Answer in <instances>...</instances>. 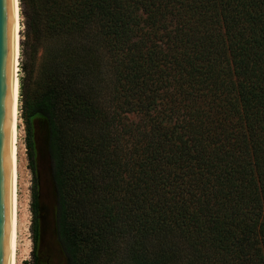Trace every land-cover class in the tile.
I'll return each mask as SVG.
<instances>
[{"label": "trees", "instance_id": "obj_1", "mask_svg": "<svg viewBox=\"0 0 264 264\" xmlns=\"http://www.w3.org/2000/svg\"><path fill=\"white\" fill-rule=\"evenodd\" d=\"M20 8L44 51L21 80L36 234L38 132L67 264H264V0Z\"/></svg>", "mask_w": 264, "mask_h": 264}, {"label": "rangeland", "instance_id": "obj_2", "mask_svg": "<svg viewBox=\"0 0 264 264\" xmlns=\"http://www.w3.org/2000/svg\"><path fill=\"white\" fill-rule=\"evenodd\" d=\"M25 17L21 13V56H20V233H19V264H32L35 256H38L39 261L46 263L49 260L50 264H67L64 254L59 245L55 229V198L51 183L50 176V162L45 151L44 140L41 135L36 132L35 140L37 147V163H35L39 175V193L41 203L40 224L38 233L34 231V225L32 224L34 217L32 212L33 189H35L36 177L34 171L30 168V159L28 156V150L26 145V124L24 120L23 109V96L21 95V80L26 82V89L34 91L40 82L43 81V47H39L36 51V46H31L32 40H26V27L24 24ZM27 41V42H26ZM23 42H26L23 45ZM21 44V42H20ZM102 59L107 62L106 55L102 51ZM104 76L103 81L101 79V86L105 92L106 83L109 81V74H106L107 68H103ZM106 74V75H105ZM101 75V77H102ZM111 76V75H110ZM111 80L107 86H110ZM98 85V84H97ZM109 90V89H108ZM106 90V94H109ZM127 119L130 121H137L141 118V115L134 113L126 114ZM23 227V228H22ZM34 237L37 239V243H34ZM45 254V255H43ZM125 259V258H124ZM111 260V259H109ZM112 264L115 263L111 260ZM98 264L101 262L98 261ZM103 264V263H102ZM105 264V263H104Z\"/></svg>", "mask_w": 264, "mask_h": 264}, {"label": "water", "instance_id": "obj_3", "mask_svg": "<svg viewBox=\"0 0 264 264\" xmlns=\"http://www.w3.org/2000/svg\"><path fill=\"white\" fill-rule=\"evenodd\" d=\"M16 73V0H0V264L14 261Z\"/></svg>", "mask_w": 264, "mask_h": 264}, {"label": "bare ground", "instance_id": "obj_4", "mask_svg": "<svg viewBox=\"0 0 264 264\" xmlns=\"http://www.w3.org/2000/svg\"><path fill=\"white\" fill-rule=\"evenodd\" d=\"M17 5V73H16V112H15V158H16V221H15V247L13 264H19V233H20V56H21V8L20 0ZM23 228V227H22Z\"/></svg>", "mask_w": 264, "mask_h": 264}, {"label": "flooded vegetation", "instance_id": "obj_5", "mask_svg": "<svg viewBox=\"0 0 264 264\" xmlns=\"http://www.w3.org/2000/svg\"><path fill=\"white\" fill-rule=\"evenodd\" d=\"M43 255H45V254H43ZM36 262H37V264H50L49 260L46 263L39 261L38 256H35V259H34L32 264H34Z\"/></svg>", "mask_w": 264, "mask_h": 264}]
</instances>
